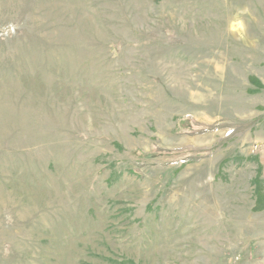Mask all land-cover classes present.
Segmentation results:
<instances>
[{"label": "rangeland", "instance_id": "rangeland-1", "mask_svg": "<svg viewBox=\"0 0 264 264\" xmlns=\"http://www.w3.org/2000/svg\"><path fill=\"white\" fill-rule=\"evenodd\" d=\"M0 264H264V0H0Z\"/></svg>", "mask_w": 264, "mask_h": 264}]
</instances>
